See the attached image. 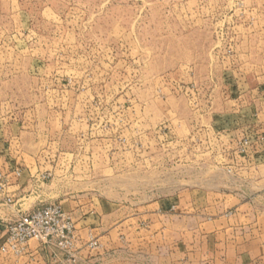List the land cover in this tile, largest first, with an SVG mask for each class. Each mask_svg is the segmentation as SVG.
Returning <instances> with one entry per match:
<instances>
[{
	"label": "rangeland",
	"instance_id": "374dc122",
	"mask_svg": "<svg viewBox=\"0 0 264 264\" xmlns=\"http://www.w3.org/2000/svg\"><path fill=\"white\" fill-rule=\"evenodd\" d=\"M263 83L264 0H0L1 133L41 151L24 212L60 205L76 262L74 209L166 197L225 215L264 260V159L234 172L264 148L245 96Z\"/></svg>",
	"mask_w": 264,
	"mask_h": 264
},
{
	"label": "crops",
	"instance_id": "0c3cea01",
	"mask_svg": "<svg viewBox=\"0 0 264 264\" xmlns=\"http://www.w3.org/2000/svg\"><path fill=\"white\" fill-rule=\"evenodd\" d=\"M246 93L250 101L247 110L253 113L248 116V123L252 125L249 131L255 139L264 129V83ZM238 103L236 106H240ZM258 119L263 120L260 125ZM2 126L0 123V244L5 237V222L40 202V194L34 195V188L43 185L39 177L41 164L35 159L42 155L41 151L28 152L19 147L21 132L5 129L1 133ZM236 126L239 130L238 123ZM236 152L234 172L249 173L253 177L255 167L261 165H251L249 161L264 159V148H250L246 154L248 163ZM112 205L100 200L94 201L87 210L74 209L78 255L74 264H264V260H260V247L241 249L234 244V226L225 215L200 218L186 210L181 201L175 202L169 197L153 200L133 211L123 212L122 207ZM185 220H196V223L185 226ZM90 236L96 239L97 246L88 244ZM0 264L67 262L62 251L30 240L21 255L0 256Z\"/></svg>",
	"mask_w": 264,
	"mask_h": 264
},
{
	"label": "built area",
	"instance_id": "2783aa9c",
	"mask_svg": "<svg viewBox=\"0 0 264 264\" xmlns=\"http://www.w3.org/2000/svg\"><path fill=\"white\" fill-rule=\"evenodd\" d=\"M19 175V171H16ZM7 201H10L7 198ZM0 255H21L30 240L52 246L65 255L67 264L76 262L73 254L71 219L60 205H46L22 212L5 222Z\"/></svg>",
	"mask_w": 264,
	"mask_h": 264
}]
</instances>
